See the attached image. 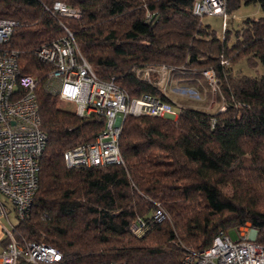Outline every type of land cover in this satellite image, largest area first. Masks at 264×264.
I'll return each instance as SVG.
<instances>
[{
  "label": "trees",
  "instance_id": "trees-1",
  "mask_svg": "<svg viewBox=\"0 0 264 264\" xmlns=\"http://www.w3.org/2000/svg\"><path fill=\"white\" fill-rule=\"evenodd\" d=\"M55 1L79 7L81 17L59 16ZM194 1L0 0V17L18 23L5 45L16 51L20 74L36 80L47 136L30 214L13 227L18 242L56 247L62 256L55 264H182L186 249L207 248L219 232L245 224L264 245V71L235 67L241 60L264 66V16L231 23L221 36L193 13ZM253 3L264 10V0H227L226 11ZM65 28L94 72L130 97L174 102L156 75L141 76L149 65L192 79L211 69L224 110L178 105L174 119L127 115L123 164L67 168L63 152L94 140L105 117L62 109L45 87L52 66L33 51ZM157 208L165 218L149 217ZM139 217L145 227L135 235L130 226Z\"/></svg>",
  "mask_w": 264,
  "mask_h": 264
},
{
  "label": "built area",
  "instance_id": "built-area-1",
  "mask_svg": "<svg viewBox=\"0 0 264 264\" xmlns=\"http://www.w3.org/2000/svg\"><path fill=\"white\" fill-rule=\"evenodd\" d=\"M227 0H195L193 13L197 16L224 14ZM52 10L59 16L80 18L82 11L63 1H55ZM17 21L0 17V195L13 206L19 220L30 214L33 196L38 187V173L47 136L41 128V119L35 96L36 80L32 75L20 74L16 51L6 43L17 26ZM58 40L42 44L33 52L42 62L49 63L45 87L60 100L70 102L78 116L99 114L105 117L104 128L94 140L74 145L63 152L67 168L92 167L106 164H123L119 138L127 115H151L176 118L178 105L157 96L143 93L130 97L114 82L103 79L93 70L82 55L72 33ZM170 66L149 65L141 70L148 80L153 74L164 91L170 80ZM161 74V78L159 76ZM214 80L211 69L203 71ZM212 80V81H213ZM6 215V206L0 199V217ZM156 220L166 217L157 208L149 214ZM145 227L143 218H136L130 226L135 235ZM229 231L219 232L211 244L201 250L186 249L182 264H264V245L254 241L256 230L245 224ZM7 242L0 249V264H55L61 260V252L44 241L18 242L13 228L6 232ZM94 264H128L101 261Z\"/></svg>",
  "mask_w": 264,
  "mask_h": 264
},
{
  "label": "rangeland",
  "instance_id": "rangeland-1",
  "mask_svg": "<svg viewBox=\"0 0 264 264\" xmlns=\"http://www.w3.org/2000/svg\"><path fill=\"white\" fill-rule=\"evenodd\" d=\"M254 16H264V10L260 8L257 3L253 4H242L234 13L229 14L226 11L225 5V13L224 14H207L200 16L204 23L209 24L214 30H216L217 34L223 33L226 28H228L229 24L235 27L237 24L245 17ZM229 62V61H227ZM226 62V63H227ZM225 63V64H226ZM158 66V65H155ZM235 67L240 68L246 74H258L264 71V66L258 64L255 68L249 67L244 60H241ZM204 71V70H203ZM213 72V70H212ZM177 73V74H175ZM170 73V80L166 83L164 88V93L168 95L171 100H173L176 105H185V106H195L199 108H204L210 112H217L224 110L225 103L221 98L218 100V91H217V78L214 74V80H208L204 74L203 78H187L183 77L181 73L175 72ZM203 73V72H202ZM161 78V74H159ZM165 82V81H164ZM164 82L161 85H164ZM56 95V94H55ZM57 96V95H56ZM57 105L66 110H74V106L70 102H66L57 98ZM174 119V118H170ZM167 215V214H166ZM12 221H16V217L14 215H10ZM235 227L229 230V234L233 239L236 238L235 232L233 231Z\"/></svg>",
  "mask_w": 264,
  "mask_h": 264
},
{
  "label": "crops",
  "instance_id": "crops-1",
  "mask_svg": "<svg viewBox=\"0 0 264 264\" xmlns=\"http://www.w3.org/2000/svg\"><path fill=\"white\" fill-rule=\"evenodd\" d=\"M0 199L1 201H3V203L6 206V215L0 217V249H1L8 239L6 232L10 231L11 228H13L17 224L19 219L17 218L14 212L12 204L8 202V200L2 195H0ZM10 215H14L17 218L15 222L12 221Z\"/></svg>",
  "mask_w": 264,
  "mask_h": 264
}]
</instances>
